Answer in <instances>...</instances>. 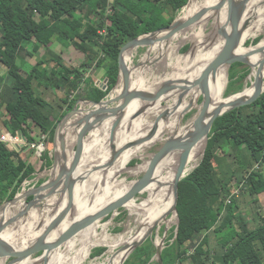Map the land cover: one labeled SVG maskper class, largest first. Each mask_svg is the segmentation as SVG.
<instances>
[{
	"label": "trees",
	"instance_id": "16d2710c",
	"mask_svg": "<svg viewBox=\"0 0 264 264\" xmlns=\"http://www.w3.org/2000/svg\"><path fill=\"white\" fill-rule=\"evenodd\" d=\"M188 3L189 0H0V63L8 69L7 76L0 79L4 83L0 89V110L4 109L6 114L3 122L6 131L13 137L21 133L30 145L38 143L34 130L53 140L58 124L79 100L100 102L115 89L119 82L122 48L140 36L171 26ZM197 3L198 0H191L192 8L187 7L183 13L193 11ZM191 31L192 27L172 40L178 42ZM48 34L82 54L84 60L80 66L68 65L61 55L45 45L44 36ZM158 39L143 40L149 43V49L160 43ZM171 44L168 40V45ZM44 47L48 48L44 58L28 69L26 58L39 54ZM134 52L130 51L127 60L128 52L125 53L124 61L133 57ZM163 56L164 50L156 53L155 58L146 57L140 68ZM250 69L241 63L230 68L227 95L241 90L234 91V86L248 78ZM90 70L104 71L105 84L100 86L89 79ZM130 73L132 78L133 68ZM36 85L64 90L67 96L55 107L47 102ZM76 92L78 94L70 99ZM78 121L81 118L67 123L64 149L81 131L83 125L71 126ZM76 144L77 140L71 147ZM227 147L232 148L231 153H224ZM221 150L224 155L219 154ZM74 151L70 149L73 156ZM42 160L43 168L52 166L48 153L42 154ZM262 167L264 94L253 104L216 120L200 164L180 182L178 237L172 244H166L164 264L184 263L189 252L185 243L201 232L206 234L191 256L194 264H264V213L257 212L255 226L251 228V222L240 211L234 195L237 189L249 192L257 209H262ZM34 174L36 169L0 138V207L13 200ZM11 208L7 207L5 213ZM207 232L215 234L218 251L210 249ZM174 238L172 235L170 239ZM156 253L157 248L147 240L133 251L125 264H152Z\"/></svg>",
	"mask_w": 264,
	"mask_h": 264
},
{
	"label": "bare ground",
	"instance_id": "6f19581e",
	"mask_svg": "<svg viewBox=\"0 0 264 264\" xmlns=\"http://www.w3.org/2000/svg\"><path fill=\"white\" fill-rule=\"evenodd\" d=\"M221 1L222 0H198L196 8L189 13H183L181 15L183 17L179 18L178 21L184 22L194 16L199 10L214 7ZM241 1L242 0H237V4H239ZM206 6L208 7L206 8ZM188 8H192L191 3ZM223 10L224 11L221 13L220 18L216 17V12H214V14H212L213 11L209 12L201 21L192 26L193 32L190 35L182 38L177 42V44L175 45L176 51H178L179 45L190 40H196V49H199L195 53L193 52L185 58V66L184 68L182 67L183 69L180 72H174L166 77H162L155 85L156 87H146L144 85L145 82L142 76L137 75V78H135L136 81H134L135 79L133 80V77L131 78V89L133 91L155 93L160 87H162L169 81H171L172 84L184 86V83L186 82L192 83L193 81L199 79L204 69L213 59H215L219 55V53L225 46L226 40L224 38V35L233 34L231 25H226L228 27L226 28L227 30L224 31L225 34L223 35H220V32L217 31L220 27L225 28L224 25L227 23V7H225ZM192 13L194 14L191 16ZM211 14L214 18L213 22L210 24L209 16ZM210 25L212 26V28H214V30L209 35H206L204 31ZM260 28H264V0H252L251 3L247 6L243 18L240 19L239 30L243 32V34L241 47L238 50L239 54H248L252 51H255L256 49L264 50V39L256 46L255 49L245 50L242 48L250 35H252L256 30ZM162 35L163 34L151 37H143V39H154L158 37L160 38ZM167 47L169 50L171 49V46L168 45V41L158 43L148 49L146 57L151 56V54L153 53L163 51ZM133 57L125 62L129 70L131 69L130 63L132 62ZM163 58L165 57L163 56ZM262 58L263 55L258 54L251 58V61H253V65L255 66L261 61ZM252 69L253 74L251 80L253 81V78L255 79L258 73V68L257 66H255ZM227 84L228 69L223 68L218 72L217 77L210 82V92L213 97V104L209 110L210 113H212L218 106L222 104L231 103L239 99V97L251 96L254 92V86L252 84L251 87H248L242 93L236 94L229 98H224ZM180 91L181 90L177 89L175 90V92L167 94L157 103L151 105L142 116L135 120L132 119V116L137 113L143 106H145L146 102L141 100L132 102L123 113L122 124L120 126V129L116 132L113 141H111V130L116 118L107 120L100 126H96L91 129V131L89 132L91 136L88 137L87 135V137L85 138V150L83 159L81 161V164L79 165L77 172H75L74 174L75 179H87L77 184V187L75 189L74 211L64 220L61 226H59V228L53 232L51 238H49L50 241H53L61 236L69 228L74 220L76 221L81 219L82 217H85L86 215L98 212L110 203L119 199V192L124 191V195H126V193H128L134 185V182L127 184L126 180H119V177L122 173L127 172L129 164L134 159L139 158L144 160L147 150L154 146L156 143L162 142L165 139V136L186 138L187 133L191 130L192 124L197 117H194L185 126L182 125L183 118L187 113L195 108L201 111L202 104L198 107L197 104L202 96V93L199 88H193L182 98V100H180ZM123 93L124 86L123 83H120L115 90L113 98L120 96ZM169 100H171L170 103H168ZM165 102L168 103L166 107L163 106ZM156 107L162 108L156 112L152 111ZM163 113H167V117L165 119H162L156 126V119ZM87 115L88 114L83 110H79V112L74 115L73 118L67 119L65 128L67 129V123L78 118H81V120H83L85 119V117H87ZM78 122H75L76 124L73 123L71 126H78ZM152 131H155V134L150 140L131 148H125L126 150H124L119 155V157L115 161H113V157L117 151L123 149L124 147H128L136 143L137 141H143L144 139H147ZM65 133L66 131L63 134L60 133L57 138L56 150L59 160L56 169L52 172V180L57 179L60 173L65 171L67 167L71 166L73 160V155H71L70 153V144H68L65 149L63 147V138L65 137ZM77 138L78 136L71 141V145L77 140ZM101 142L103 143L100 144ZM11 143L16 144V141L14 139H11ZM206 143L207 139L203 136L201 140L193 147L184 175H188L189 173H191L200 164ZM68 147L69 149L67 150ZM179 158L180 152L177 151L172 152L168 157H166L158 166L153 177L154 180L148 187H146L147 189H149L148 198H146L138 205H135V203H131L129 205L132 209L130 215L132 217H135L136 226L134 229H131L129 231L127 237L119 236L117 238H111L108 235L105 237H100L95 230V228L101 227V221H98L91 225L89 228L80 232L70 241L65 243L62 246V249H66L65 252H62L61 248L55 250L52 255H50L49 264H122L123 260L128 254V251H126V247L128 246V248H130L135 242L139 241L142 237L147 235L150 232V228L159 224V222L151 224L153 221L152 219L154 213L165 206L168 208V210L161 218V222L166 220L171 215L170 211L174 206L172 185L176 177ZM149 163V161H145L143 163V168H147L148 170ZM94 167H99L100 170L97 172H91ZM138 168L139 167H137V169ZM89 172H91L92 174L90 175ZM136 173L138 174V171H136ZM54 191L55 190H53V193ZM61 191L62 187L58 186L57 190L55 191L56 194L53 196V198L45 201V203H42L43 200H40V198L42 197V195L40 194L36 203H34L32 208L30 209L29 213L25 214L24 216L21 215L26 211L28 207L25 200L17 202L8 212L5 213V209L7 208L6 207L0 213V226L8 223L7 221L12 218H14V221L17 218L18 219L14 224H12L1 234V237L10 242H15L22 247L28 245V241H32L39 237L48 227V224L52 221V218L56 217L67 207L68 200L67 197H65L60 207L56 209L58 197L59 194H61ZM44 193L45 195H47L46 193L48 192ZM171 195L172 202L170 203ZM133 209L136 210L138 215L133 216ZM44 210H46L47 212L43 213ZM49 213L50 217L47 218V215ZM41 223H43V226H41L42 228H40V225H42ZM19 224L21 225V227H18L19 231L13 230L14 226H19ZM28 228L33 229L30 230V232L26 233ZM159 233L160 227L157 230V236L159 235ZM135 238H138V240H133ZM25 239H28V241H25ZM130 241L132 242L129 245L123 247ZM83 243L85 244L84 247ZM115 244H117V247L119 249L110 250L105 259L100 261L91 259L92 257L89 253H91L93 248H95L96 246L102 245L109 248ZM162 244L163 240H157V245ZM78 247L79 252L73 253V250ZM122 254L124 255L121 259H118L119 261L112 260V258L114 257L115 259L119 258V256ZM35 263L36 262L29 260L28 262H24L22 264ZM0 264H7V261L0 260Z\"/></svg>",
	"mask_w": 264,
	"mask_h": 264
},
{
	"label": "water",
	"instance_id": "95a60500",
	"mask_svg": "<svg viewBox=\"0 0 264 264\" xmlns=\"http://www.w3.org/2000/svg\"><path fill=\"white\" fill-rule=\"evenodd\" d=\"M251 1L252 0H242L239 4H237V0H222L214 7L203 9L199 11L196 15L192 16L191 18L187 19L184 22H180L176 19L171 26L167 28H163L161 30H158L150 34L140 36L139 38L129 42L127 45H125L122 48L119 56V68H120L119 82L118 85L115 87V89L119 86L120 83H123L124 93L114 98L111 97L108 100H106L107 99L106 98L100 102H94V101L87 102V104L88 103L89 105L91 104L90 106L91 109L88 110L89 113L87 117H85V119L78 122V126L83 125V127L80 133L78 134L77 144L75 147L74 156L70 168L67 170L66 173L65 171L60 173L57 179L55 180L51 179L50 182L44 184L43 186L37 189L27 191L26 193L18 194L13 200L3 204L0 207V212H2L5 206L12 207L21 200H25L27 202L29 197L34 196L35 198L33 197V199L30 202L26 203L28 207L26 211L21 215L24 216L25 214L29 213L30 209L32 208L33 204L36 203L38 196L40 194L42 195L40 200L47 201L56 194L55 191L57 190L58 186L62 187V191L61 194H59L61 195V199H59L56 205V209L60 207L65 197H67L68 200L67 207L63 211H61L56 217H53L52 221L48 224V227L44 230V232L39 237L32 240L25 247L19 246V244L15 242H10L8 240H5L3 237H1V234L12 224H14L18 218L15 221L14 218H12L9 221H7L8 223L1 225L0 226V260H7L8 261L7 264H22L24 262H28L29 260L36 262L35 264H49L50 255H52V253L55 250L61 248V246H63L65 243H67L72 238L77 236L80 232L89 228L94 223L103 220L104 218L114 214L116 211L120 209L125 208L126 204L137 199L138 195L141 194L146 189V187H148L154 180L153 179L154 174L158 166L161 164V162L166 157H168L172 152L175 151L180 152V158H179V165H178L176 177L172 185V190L174 195V206L170 211V214L175 213L176 216L178 217L177 203L179 199L180 182L190 174L189 173L188 175H184L188 164L189 156L193 147L201 140L203 136L207 139L208 142V140L210 139V134L213 129V126L218 118L222 117L223 115H225L230 111L253 104L264 94V77H263L264 50L256 49L255 51H252L251 53L244 55L238 53V50L241 47L242 34H243V32L239 30L240 19L243 18L246 8L251 3ZM190 3L191 0H189L187 6H189ZM225 7H227V13H228L227 23L224 25L225 28L220 27L221 29L219 28L217 31L220 32V35H223L225 34L224 31L227 30L226 28L228 27L226 25H231L233 34L224 35V38L226 40L225 46L223 47L219 55L215 59H213L204 69L199 79L193 81L192 83L186 82L184 83V86H178L177 84H172L171 82H168L162 87H160L155 93L133 91L131 89V73L124 61V54L141 47H147L149 43L143 40L144 36L161 33L163 35L158 39L159 41L158 40L157 41L160 43L164 41L166 42L175 35H177L178 33L186 31L195 24H197L211 11L216 12V17L220 18V15L224 11L223 9ZM258 54H262L263 58L257 65H255L258 68V73L254 79V82L252 83L254 86L253 94L247 97H239V99L228 104H222L218 106L212 113H210L209 110L213 104V97L210 92L211 80L215 79L217 77L218 72L223 68H227L229 71L230 68L237 63H241L243 65L249 66L250 68L255 67L251 62V58H253ZM193 88H199V90L202 93L203 96L202 109L198 117L193 122L192 128L187 133L186 138L169 137L166 140L164 146L158 151V153L152 156V159L150 160L149 163V168L145 172V175L134 183V185L132 186L130 191L126 193V195L110 203L109 205H107L105 208H103L98 212L92 213L90 215H86L85 217H82L79 220L76 221L74 220L73 223L69 226V228L61 236H59L57 239L53 241H50L49 238H51L53 232L57 230L59 226H61V224L64 222V220L74 211L75 189L77 187V184L83 181V179L80 180L75 179L74 174L75 172H77L79 165L81 164V161L83 159L84 150H85V138L87 137V135L89 136L90 134L89 132L91 131V129H93L96 126H100L101 124L105 123V121L107 120L116 118L115 123L111 130V141H113L116 132L120 129V126L122 124L123 113L126 111V109L130 106L132 102L137 100L146 102L145 103L146 105L143 106L137 113H135L132 116V119L135 120L140 116H142L151 105L157 103L167 94L175 92V90L177 89L181 90L180 100H182V98L186 94H188ZM113 91L111 93H113ZM79 110L81 109L74 108L71 113H68L63 118V120L58 126V129L61 130H58L56 141L59 134L60 133L63 134L66 131L65 123L67 122V119L73 118V116L76 115L79 112ZM166 117H167V113H163L162 115H160L155 121L156 126L162 119H165ZM154 134L155 131H152V133L147 139H144L143 141H137L136 143L128 147H124L123 149H120L115 153L113 157V161H115L119 157V155L127 148H131L136 145L145 143L146 141L150 140ZM19 137H21L23 140H26L21 133L19 134ZM17 148L18 146L16 147V150H18ZM58 160L59 159L56 154V165L54 167V170L58 165ZM99 170H100L99 167H94L91 172H97ZM91 172H89L90 175L92 174ZM53 190H55L54 193ZM44 192H48L46 193L47 195H45ZM41 224L42 225H40V228H42L41 226H43V223ZM154 232H155L154 229L151 230L147 235L142 237L139 241L135 242L130 248H128L127 250L128 254L126 258L123 260L122 264H125L126 260L133 253V251L136 250L138 247L142 246L147 240H149L150 237L154 234ZM164 245H165V239L162 245L156 244L157 247L156 259L159 264H164L163 262V251L165 249Z\"/></svg>",
	"mask_w": 264,
	"mask_h": 264
},
{
	"label": "rangeland",
	"instance_id": "374dc122",
	"mask_svg": "<svg viewBox=\"0 0 264 264\" xmlns=\"http://www.w3.org/2000/svg\"><path fill=\"white\" fill-rule=\"evenodd\" d=\"M111 1H113V0H110V2ZM187 7L188 6H186L182 11L179 12L177 20H179V18L181 17V15L183 14V12L186 10ZM207 7L208 6H206V8ZM199 11H201V10H199ZM212 14H214V12ZM212 14L209 16V19H210L209 23L210 24L213 22V18H214L212 16ZM213 30H214V28H212V26L210 25L207 27V29L204 31V33L206 35H209ZM192 32H193V30L191 31V33ZM263 32H264V28H260V29L256 30L252 35H250V37L244 43L242 48L245 50L255 49L256 46L264 39V33ZM44 40H45V45L50 47V49L52 51H54L55 53L61 55L68 65L73 66V67H78L83 62L84 58H83L82 54L78 53V51L75 50V48H73L72 46L66 47L63 44H60L57 40L50 38L49 34L46 37L44 36ZM170 41L172 42L171 49L169 50L167 47L164 50V57L165 58H162V59L157 58L156 60L154 59L152 61V63L146 64L145 68H140V66H141V63L143 62V60L145 59V57L147 55L148 47H141V48H138L137 50H135V52L133 54L134 57L132 58V62L130 63L131 64L130 67L134 69V73H135L133 76V80L135 78H137V75H141L144 82H145L144 85L146 87L147 86L148 87H156L155 85L157 84V82L162 77H166V76H168L174 72H176V73L180 72L185 66V63H184L186 61L185 58L189 54H191L193 52L195 53L196 51L199 50V49H196L197 41L196 40H194V41L190 40V41H186L185 43L179 45L178 51L175 52V45L177 44V42L174 43L172 38L170 39ZM46 49H48V48L44 47L40 50L39 54H36L33 57L30 56V57L26 58V61L28 63V69H31L34 65L37 64V62L39 60L44 58V55L46 53ZM128 53L130 54V52H128ZM155 55H156V53L151 54V58H155ZM251 62L253 63V61H251ZM177 64L179 65V67ZM250 70H251V72H250V75L248 76V78L243 80V82H241V83H237L234 86V91H237V90H239V88H241V90L237 91L238 92L237 94L242 93L248 87H251L252 83L254 82V78H253V81L251 80V77L253 74V69L251 68ZM7 74H8V69L6 68V66H4L3 64L0 63V79L7 76ZM23 74L25 75L24 72H23ZM263 74H264V72H263ZM87 76L89 79L93 80L96 84H98L100 86L105 84V82H104L105 72L104 71H101V70L92 71V70H90L88 72ZM134 81H136V79ZM229 81H230V79H229V71H228L227 88L229 85ZM97 82H99V83H97ZM169 82H171V81H169ZM3 84L4 83L2 82V80H0V89L2 88ZM36 88H37V90L40 88L39 90L44 93V95L47 99V102L50 103L51 105H54L55 107L57 106L58 103L62 104L61 100L65 99L67 96V93L64 90L46 89L44 87L41 88V86H38V85H36ZM194 92H193V94H194ZM76 94H78V93L76 92V93L72 94L70 99H73ZM234 94L236 95V93H232L231 95H227V89H226L224 98L232 97V96H234ZM111 95H112V93H110V95L107 97L106 100L110 99ZM170 101L171 100H169L168 103H170ZM202 101H203V96H201V98L197 104V107L202 104ZM87 102L88 101L79 100L76 103L74 108L81 109L84 111H88V110H90L91 105L87 104ZM168 103L165 102L163 104V106L166 107L168 105ZM152 111H154V110H152ZM71 112H72V110L69 113H71ZM199 113H200L199 109H196V108L193 109L192 111H190L189 113H187L185 115V117L183 118V124L182 125L185 126L194 117H198ZM5 115L6 114L4 112V109L0 110V138H1V140L3 139V141L5 143H7L8 147L12 150H16V147L18 146V148H17L18 150H16V151L19 152L21 154V156L23 157V159L27 160L36 169V174H34L33 179L28 180L24 183L22 191L19 193V194H22V193H26L27 191L37 189V188H39V187L43 186L44 184L51 181V179H52L51 175H52V172H53L54 167L56 165V154H57L56 137H57L58 130H61V129H58V126L61 122L58 124V126L56 128V132H55L53 140H51L50 138H48L45 135L40 134L37 130H34L35 135L37 134V136H38V143L36 145H30L27 140H23L21 137H19V135L17 137H13V136L10 137V139L13 138L16 141V144H14V143L12 144L8 139V136H10V134L6 131V129L4 127V123H3L4 119H5ZM152 121H153V119H152ZM90 136H91V134H89L88 137H90ZM169 137L170 136H165V139L162 142H158L154 146L149 148L145 154L146 156H145L144 160L139 159V158L134 159L128 166L129 170L127 169L126 173H122L119 177V180H126V183L128 184V183H132V182L135 183L136 181L141 179L145 175V172L147 171V168H143V166H144L143 163L145 161L150 162V160L152 159V156L155 155L156 153H158V151L164 146L166 140ZM102 143L103 142H101L100 144H102ZM69 144H70V149L71 148L75 149V145H74V148H73V146L71 147V141ZM207 144H208V142L206 143V146H205V149L203 151L201 158H203V156L205 154ZM68 149H69V147L67 148V150ZM222 152L223 151L221 150L219 152V154L224 155ZM226 152L231 153L232 148L227 147L225 149L224 153H226ZM44 153L49 154L50 161L52 162V166L50 168H46V169L43 168L44 162L42 160V154H44ZM137 167H139V168L137 169ZM69 168H70V166L65 169V173L67 172V170ZM261 169L264 173V167H262ZM135 170L138 171V174L136 173ZM256 170H258V167H256ZM86 179L87 178H84L83 180H86ZM236 189H237V187L234 184L233 190L235 191ZM123 195H124V191L119 192L120 198L123 197ZM148 195H149V189L146 188L141 194L138 195L137 199L129 202V204H126L125 208L120 209V210L116 211L114 214H112V215L104 218L103 220H101V222H100L101 227L95 228L98 235L100 237H105L108 235L111 238H117L119 236H126L127 237L129 231L131 229H134L136 226L135 217H132L130 215V212L132 209L130 208L129 205L131 203H135V205L140 204L146 198H148ZM33 197L34 196L29 197L27 202H30L31 201L30 199ZM59 199H61V195H59L58 201H59ZM236 200H237V205L240 208V211L245 215L246 219L251 222L250 227L254 228V226H255L254 219L257 218V212L264 213V197H262L261 201H260V202H262V205H263L262 209L261 208L257 209V205L254 204L255 201H253V198L251 197L249 192L244 193V192L240 191V196L237 197ZM5 203H7V201L4 202L3 204H5ZM42 203H45V200H43ZM5 208H6V206L4 207V209ZM167 210H168V208L163 206L162 209H160L159 211H156L154 213V216L152 219L153 221L151 224L159 222V224L150 228V231L153 229L155 230L154 234L149 239L150 241H152V243L155 247L157 244V240H159V239L163 240V241L165 239V245L164 246L166 247L167 243L172 244L175 241V239L178 237L176 229L179 225V219L177 216H175L176 214H171L166 220L161 222V218L167 212ZM46 212H47L46 210L43 211V213H46ZM136 215H138V214H137L136 210L133 209V216H136ZM48 217H50V213L47 215V218ZM18 227H21V225L20 224H19V226L15 225L14 229L13 228H11V229L19 231ZM159 227H160V233L157 236V230ZM32 229L33 228H28L26 233L30 232V230H32ZM174 230H176V231H174ZM166 233H167V235H166ZM205 234H206V232H203V233L201 232V234L200 233L196 234L194 237L190 238V240L185 243V246H186V248H188L189 252H188L187 260L181 264H194L192 259H191V256L194 255L197 246L200 244V242L204 238ZM208 234L210 237V249L214 252L218 251V249H219L218 240L215 237V234L213 232H209ZM115 235H117V236H115ZM172 235H175V238L171 240L170 238ZM133 240L137 241L138 238H135ZM25 241H28V239H25ZM87 241H88V238H87ZM132 241L128 242L123 247H126L127 245H129ZM28 242L30 243L31 241H28ZM117 244H115L109 248L102 246V245L96 246L95 248H93L91 253H89V254H91V257H92L91 259L96 260V261H100V260L105 259L106 255L110 252V250L119 249L117 247ZM84 245L85 244L83 243V247H84ZM126 248L128 249V246ZM78 249H79V247L76 248L75 250H73V253H78L79 252ZM127 249H126V251H127ZM65 250L66 249L65 248L62 249V246H61V251L65 252ZM124 254L120 255L119 258H116V259L114 257V258H112V260L117 261L118 259H121ZM156 262H157V259H156V255H155V257H153L151 263L153 264ZM7 263H8V261H7ZM117 264H120V263H117Z\"/></svg>",
	"mask_w": 264,
	"mask_h": 264
},
{
	"label": "built area",
	"instance_id": "2783aa9c",
	"mask_svg": "<svg viewBox=\"0 0 264 264\" xmlns=\"http://www.w3.org/2000/svg\"><path fill=\"white\" fill-rule=\"evenodd\" d=\"M10 137H12L11 135L10 136H8V139H9V141L11 142V139H10ZM13 139V138H12ZM2 141H3V139H2ZM243 186V185H242ZM241 186V187H242ZM234 195L235 196H237V197H239L240 196V191H239V189H237L235 192H234Z\"/></svg>",
	"mask_w": 264,
	"mask_h": 264
},
{
	"label": "crops",
	"instance_id": "0c3cea01",
	"mask_svg": "<svg viewBox=\"0 0 264 264\" xmlns=\"http://www.w3.org/2000/svg\"><path fill=\"white\" fill-rule=\"evenodd\" d=\"M104 81H105V79H104ZM97 83H99V82H97Z\"/></svg>",
	"mask_w": 264,
	"mask_h": 264
}]
</instances>
